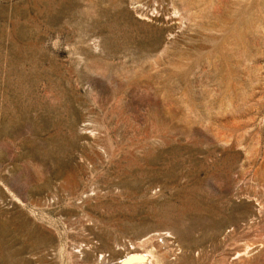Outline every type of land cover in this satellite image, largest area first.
<instances>
[{
  "label": "rangeland",
  "instance_id": "374dc122",
  "mask_svg": "<svg viewBox=\"0 0 264 264\" xmlns=\"http://www.w3.org/2000/svg\"><path fill=\"white\" fill-rule=\"evenodd\" d=\"M0 264H264V0H0Z\"/></svg>",
  "mask_w": 264,
  "mask_h": 264
}]
</instances>
